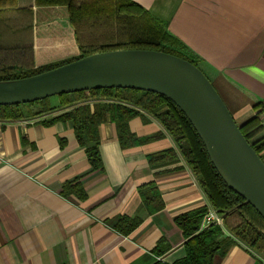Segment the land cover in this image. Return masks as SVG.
Instances as JSON below:
<instances>
[{
	"label": "crops",
	"instance_id": "crops-1",
	"mask_svg": "<svg viewBox=\"0 0 264 264\" xmlns=\"http://www.w3.org/2000/svg\"><path fill=\"white\" fill-rule=\"evenodd\" d=\"M117 0H0V47H31L33 67L79 56L70 13L112 16ZM167 31L194 61L241 126L258 117L264 137V0H127ZM76 6L69 11L68 5ZM74 18V15H73ZM136 111L122 141L110 115L99 126L101 168L93 169L74 124L81 106ZM38 106V105H37ZM19 120L0 119V264H174L186 238L175 219L210 204L174 140L149 113L110 98L63 105ZM263 112L258 113V110ZM171 151L165 157H149ZM264 161V150L261 152ZM120 218L136 227L124 234ZM125 228V227H123ZM126 230V229H124ZM215 264H264L233 237Z\"/></svg>",
	"mask_w": 264,
	"mask_h": 264
},
{
	"label": "trees",
	"instance_id": "trees-1",
	"mask_svg": "<svg viewBox=\"0 0 264 264\" xmlns=\"http://www.w3.org/2000/svg\"><path fill=\"white\" fill-rule=\"evenodd\" d=\"M68 8L71 12L76 6L69 4ZM86 11L76 9L74 13H70V23L74 29L79 49L77 58L34 68L31 47H0V81L28 78L95 53L115 50L159 51L182 58L197 66L194 61L186 58L172 46L166 28L159 21L152 19L141 7L132 2L117 0L111 17L103 15L100 18H89L90 13ZM57 97L62 100L63 105L92 97L110 98L131 104L154 116L174 140L177 149L206 195L211 208L222 217L225 229L264 259L263 219L226 186L211 164L205 147L194 128L170 100L155 93L130 89L92 90ZM47 100L17 106H0V119L19 120L42 114L49 110L47 106L42 107ZM37 105L39 108L34 109ZM107 114L115 123L120 140L131 144L138 142L126 128L127 120L137 115L132 109L119 105L102 104L95 105L91 111L86 105L64 116V119L73 122L75 136L78 142L85 147L88 162L93 169L101 168L98 129L106 121ZM239 129L263 161L260 154L264 150V137L258 141H252L261 131L258 117L239 126ZM169 153L172 152L168 151L149 157V161L163 158ZM206 211L205 208L198 209L175 219L187 241L184 245V258L174 264H215V257L226 253L232 242L227 239L218 240L223 234L221 228L211 226L200 231ZM136 225L137 222L134 220L120 218L114 227L127 234Z\"/></svg>",
	"mask_w": 264,
	"mask_h": 264
},
{
	"label": "water",
	"instance_id": "water-1",
	"mask_svg": "<svg viewBox=\"0 0 264 264\" xmlns=\"http://www.w3.org/2000/svg\"><path fill=\"white\" fill-rule=\"evenodd\" d=\"M102 89L161 95L186 117L226 186L264 221V162L213 85L192 63L152 50L95 53L24 79L0 81V106Z\"/></svg>",
	"mask_w": 264,
	"mask_h": 264
},
{
	"label": "built area",
	"instance_id": "built-area-1",
	"mask_svg": "<svg viewBox=\"0 0 264 264\" xmlns=\"http://www.w3.org/2000/svg\"><path fill=\"white\" fill-rule=\"evenodd\" d=\"M223 219L213 208H208L200 225V231L211 226H221Z\"/></svg>",
	"mask_w": 264,
	"mask_h": 264
},
{
	"label": "rangeland",
	"instance_id": "rangeland-1",
	"mask_svg": "<svg viewBox=\"0 0 264 264\" xmlns=\"http://www.w3.org/2000/svg\"><path fill=\"white\" fill-rule=\"evenodd\" d=\"M39 108V106H35L34 107V109H38ZM263 110V109H262ZM262 110H259L258 109V111L260 112V111H262ZM263 112V111H262ZM217 227H219V228H223L224 227V222L222 221V223H221V226H217ZM225 228V227H224Z\"/></svg>",
	"mask_w": 264,
	"mask_h": 264
}]
</instances>
